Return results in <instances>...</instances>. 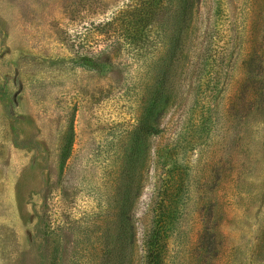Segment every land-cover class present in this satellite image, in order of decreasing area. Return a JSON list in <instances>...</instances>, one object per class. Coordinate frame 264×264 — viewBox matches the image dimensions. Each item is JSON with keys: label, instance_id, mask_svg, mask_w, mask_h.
I'll list each match as a JSON object with an SVG mask.
<instances>
[{"label": "rangeland", "instance_id": "374dc122", "mask_svg": "<svg viewBox=\"0 0 264 264\" xmlns=\"http://www.w3.org/2000/svg\"><path fill=\"white\" fill-rule=\"evenodd\" d=\"M140 1L0 0V264H264V0Z\"/></svg>", "mask_w": 264, "mask_h": 264}, {"label": "trees", "instance_id": "16d2710c", "mask_svg": "<svg viewBox=\"0 0 264 264\" xmlns=\"http://www.w3.org/2000/svg\"><path fill=\"white\" fill-rule=\"evenodd\" d=\"M177 1V8L174 11V15L177 16L178 21L180 22V26H178L171 38L172 45L169 48V62L167 63V66H171L172 62L176 61L179 58V48L183 46V31L185 30L188 21L191 18L192 14V9L194 5L196 4V0H176ZM143 3H147L148 0L140 1ZM148 3L151 4L149 1ZM144 4V7H136L132 10H130L126 18L123 17V20L127 19L130 20V22H133V24L137 25L135 27V30H130L129 33H127L128 38L132 40L135 44H139L140 41L142 42V45H144L145 41L148 38V34L146 32V26L148 21L153 18V9H150L149 6L150 4ZM173 0V4L171 5L173 8L176 5ZM141 45V46H142ZM140 46V44H139ZM140 46V47H141ZM156 106V102L153 101L151 104V109ZM150 109V110H151ZM152 121L149 123L147 121L146 124H144L143 131L146 132L147 134L150 135H155L159 132V129L156 125L157 119H155L153 116L149 119ZM128 212L124 211L122 213V216L124 218H121L122 220L120 221L119 225V247L120 248H125L129 243L134 241L135 237V224L133 223L132 220V215H133V210L132 207L128 208ZM130 239V240H129ZM129 240V241H128ZM156 238L152 239V233L149 232L145 234V239H144V254H143V264H160V248L159 245L156 243ZM112 262V263H111ZM106 264H122L121 259H116L109 257L107 260Z\"/></svg>", "mask_w": 264, "mask_h": 264}]
</instances>
